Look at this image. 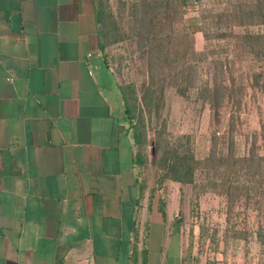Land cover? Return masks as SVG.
<instances>
[{
  "label": "crops",
  "instance_id": "crops-1",
  "mask_svg": "<svg viewBox=\"0 0 264 264\" xmlns=\"http://www.w3.org/2000/svg\"><path fill=\"white\" fill-rule=\"evenodd\" d=\"M98 40L94 0H0V264H182Z\"/></svg>",
  "mask_w": 264,
  "mask_h": 264
},
{
  "label": "trees",
  "instance_id": "trees-1",
  "mask_svg": "<svg viewBox=\"0 0 264 264\" xmlns=\"http://www.w3.org/2000/svg\"><path fill=\"white\" fill-rule=\"evenodd\" d=\"M94 2L103 62L106 48L124 41L144 61L145 80L138 87L119 84L134 135V164L146 161L151 128L161 151L153 161L160 182L210 187L225 197L228 210L238 203L264 204V152L256 139L243 144L238 128L246 96L264 91V0ZM197 34L205 42L201 48ZM170 93L199 102L216 124L227 108L226 130L209 131L200 143L193 133L172 132L164 116ZM252 235L264 253V225Z\"/></svg>",
  "mask_w": 264,
  "mask_h": 264
},
{
  "label": "rangeland",
  "instance_id": "rangeland-1",
  "mask_svg": "<svg viewBox=\"0 0 264 264\" xmlns=\"http://www.w3.org/2000/svg\"><path fill=\"white\" fill-rule=\"evenodd\" d=\"M196 38L201 48L204 39L199 34ZM104 55L120 85L133 82L138 87L145 80L144 61L136 59L129 41L108 46ZM167 100L169 109L164 116L174 133H193L200 143L209 131L219 130L221 134L227 128V108H222L216 124L199 102H185L172 93ZM138 103L143 107L140 98ZM238 128L243 144L246 138L256 139L264 152V91L246 96ZM147 137L146 161L136 165L143 187L142 201L144 205L153 202L160 212L173 215L183 240L182 264H264V253L252 235L258 225H264V204L257 207L253 202L249 206L238 203L228 210L225 197L210 187L160 182V172L153 163L161 151L151 128ZM199 148L203 151L206 146Z\"/></svg>",
  "mask_w": 264,
  "mask_h": 264
},
{
  "label": "water",
  "instance_id": "water-1",
  "mask_svg": "<svg viewBox=\"0 0 264 264\" xmlns=\"http://www.w3.org/2000/svg\"><path fill=\"white\" fill-rule=\"evenodd\" d=\"M129 135H130V138L132 139V141L134 143V135H133V130L132 129L129 131Z\"/></svg>",
  "mask_w": 264,
  "mask_h": 264
}]
</instances>
